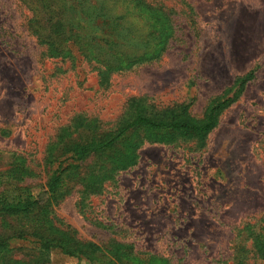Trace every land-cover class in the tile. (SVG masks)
<instances>
[{
    "label": "rangeland",
    "instance_id": "rangeland-1",
    "mask_svg": "<svg viewBox=\"0 0 264 264\" xmlns=\"http://www.w3.org/2000/svg\"><path fill=\"white\" fill-rule=\"evenodd\" d=\"M22 1L0 0V177H9L0 193L23 164L32 175L17 186L47 198L58 167L48 152L73 119L112 129L144 98L150 115L183 110L201 120L214 100L232 97L203 142L146 140L135 163L94 194L82 180L94 160L83 162L51 218L79 241L133 243L145 257L172 264H233L236 248L251 249L253 231L264 228V0H149L165 9L171 38L158 58L108 74L80 55L49 58L28 29L32 14ZM106 1L139 22L128 0ZM24 246L30 243L11 242ZM49 264L91 262L52 248Z\"/></svg>",
    "mask_w": 264,
    "mask_h": 264
},
{
    "label": "trees",
    "instance_id": "trees-1",
    "mask_svg": "<svg viewBox=\"0 0 264 264\" xmlns=\"http://www.w3.org/2000/svg\"><path fill=\"white\" fill-rule=\"evenodd\" d=\"M128 1L135 5L134 13L139 22L136 19L128 22L126 16L118 14L106 0L22 2L32 14L28 29L45 47L49 58L75 60L80 55L96 65L100 73L108 74L139 64L144 57L158 58L163 45L171 38V29L160 14L165 9L155 7L149 0ZM254 72L246 74L241 87ZM143 101L147 102L144 98L134 99L125 113L130 116L122 117L112 129L102 130L98 120L82 117L61 129L59 142L48 152V157H52L58 167L47 182L46 199L34 197L28 186H17L31 174L23 164L10 171L14 184L0 193V264H49L52 248H59L79 260L84 258L91 264H172L165 258L145 257L133 243L112 241L102 248L92 242L79 241L72 231L61 229L51 218L53 206L72 191L70 181L78 182L75 179L80 178L83 162L94 160L82 178L85 190L94 194L105 180L112 178V173L135 163L136 152L146 140L175 141L178 136H187L199 137L203 142L216 127L220 112L234 98L214 100L201 120H191L183 110L150 115ZM149 112H153L152 109ZM8 179L0 177V185L9 184ZM261 230L262 233L253 231L255 241L251 249L245 245L236 248L233 264H250L255 259L264 261V228ZM13 240L30 243V246L15 250L11 247ZM18 252L21 258L17 257Z\"/></svg>",
    "mask_w": 264,
    "mask_h": 264
}]
</instances>
